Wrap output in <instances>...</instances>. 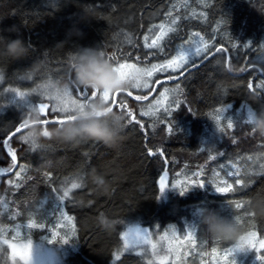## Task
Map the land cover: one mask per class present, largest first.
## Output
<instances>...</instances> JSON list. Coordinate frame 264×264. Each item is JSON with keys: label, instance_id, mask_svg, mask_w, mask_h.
<instances>
[{"label": "trees", "instance_id": "16d2710c", "mask_svg": "<svg viewBox=\"0 0 264 264\" xmlns=\"http://www.w3.org/2000/svg\"><path fill=\"white\" fill-rule=\"evenodd\" d=\"M261 13L264 0H0V36L19 38L29 49L21 60L0 57V174L14 167L10 149L17 157L16 169L0 176V230L20 228L23 233L17 241L25 240L29 231L33 242L48 245L41 237L54 231L62 209L72 217V223L57 230L58 241L49 245L60 257L58 264H111L112 260L113 264H153L131 253L115 258L112 252L122 251L119 233L134 225L157 234L173 230L185 234L194 218L195 203L202 200L203 210L233 220L241 217L239 236L233 241L213 239L198 219V253L185 258L186 247L173 264H205L215 246L250 249L236 254V264H264V250L252 249L256 241L264 239V219H254L248 210L255 197L264 195V138L252 133L244 113H236L243 104L257 112L264 109V93L258 85L264 80ZM85 16L87 20L80 19ZM174 19L177 30L162 42L165 51L152 49L155 38L148 35L151 23L163 20L170 24ZM73 28L82 35L67 39L66 34ZM192 32L212 43L211 50L198 59V67L190 72L185 71L186 67L173 77L184 73L173 83L164 82L173 78H155L139 100L127 88L114 94L115 100L127 103L125 108L113 107L124 117L118 146L48 141L40 144L47 146L41 152L21 140L25 128L15 132L20 124L27 125L24 118L29 104L49 105L42 120L63 118L52 112V101L41 95L40 89L68 75L69 62L79 49H96L113 66L161 63L170 59L174 47ZM147 35L149 40L144 38ZM34 64L40 66L39 71L31 67ZM166 86L174 92L170 104L156 113L149 112L148 106ZM72 89L73 95L82 100L76 88ZM36 91L38 97L29 98ZM17 92L28 97L16 98ZM253 98L256 103L251 102ZM136 104H142V108ZM226 106H230L225 113L233 127H228L227 120L212 125L218 109ZM129 110L132 116L127 115ZM159 151L168 162L170 179L182 171L196 179L199 170L207 177L214 167L238 159H251L247 165L254 170L238 175L235 190L226 196L214 197L198 186L184 195L170 188L161 195L164 162ZM44 161H52L53 166H45ZM92 169L105 177L107 194L92 182ZM80 177L83 186L73 189L72 183L80 182ZM68 190L69 196L64 197ZM224 199L228 202L221 201ZM234 200H240L243 206L231 210ZM100 217L107 218L112 228L102 229ZM11 230L6 238L13 233ZM247 237H252L253 243L246 244ZM200 253L205 256L200 257ZM222 254L217 255H221L219 259ZM9 264L21 263L11 260Z\"/></svg>", "mask_w": 264, "mask_h": 264}, {"label": "rangeland", "instance_id": "374dc122", "mask_svg": "<svg viewBox=\"0 0 264 264\" xmlns=\"http://www.w3.org/2000/svg\"><path fill=\"white\" fill-rule=\"evenodd\" d=\"M152 19H155V16H152ZM175 20V19H174ZM177 22V21H176ZM176 24L173 23H164L163 20H159L157 22L151 23L148 35H153V37L156 39L158 35H160L163 26V31L167 33L164 36L165 41L171 34H173L177 28ZM169 29H173V31H169ZM148 35L145 36L147 40H149ZM163 41H160L159 43L162 44ZM201 47L207 49V51L202 52L201 56L198 58L200 59L203 57L209 50L212 48V43L209 42L208 40H205L203 37H201L200 34L192 32L185 41L182 43L177 44L174 47L172 56L170 59L161 62V63H152L150 62L149 64H138V63H133L136 64L138 67L142 68H147V69H152V65H157L155 69H152V75L151 76H144L141 83L143 84L144 82L148 83V87H127L129 92L135 96H143L149 89V87L152 85L153 81L155 78L159 77H165L167 79L173 78L175 75H177L179 72H181L183 68H176V70H173L176 65L180 64L181 61L178 59L180 52L182 50H187L189 48L194 49L195 47ZM152 49L156 50H161L160 47L158 46H152ZM173 60L174 64L169 67L168 66V61ZM131 63V62H130ZM127 64V63H125ZM118 65H115V67H118ZM122 72L127 74L129 70L127 68L122 69ZM264 79V78H262ZM259 88L263 90L264 93V80L258 83ZM170 86L163 87V91H161L158 96L150 103L148 106L149 112L156 113L158 110H161L163 108H166L170 104V100L172 95H174L173 91H170L171 89L169 88ZM42 92H44V88L40 89ZM38 90V91H40ZM38 91L34 92L33 94L31 93L29 98L31 96L38 97ZM163 93V95H162ZM113 96V94H110V98ZM71 99H76L78 102H82L81 99L76 97L75 95H72ZM52 101V106L55 103L53 100ZM136 107L139 109L142 108V104H136ZM247 108H250L248 105L243 104L241 105L240 108L236 109V113H244L246 117L247 113ZM52 109V107H51ZM48 109H46V112ZM226 112V111H225ZM56 116H64L66 114L56 112ZM224 117V118H223ZM226 119H229V117L226 116V113H222L220 111L217 112L215 115L214 119H212V125H220L223 121H226ZM218 127V126H217ZM218 129V128H217ZM211 136H208L207 141H210ZM250 162L251 159H247V162ZM227 162V163H226ZM224 164H221L219 167H214L210 174L206 177V174H202V170L196 171V179H191V174H185V171L177 173V177L174 179H170V176L168 174V168L166 170V174L163 178V183L165 186V191L166 189H179L181 191H189L192 189H195L197 186L202 189L203 191L208 192L210 195H213L214 197H221V196H226L228 193L232 192L235 190V186L238 184L240 181L238 178L240 174L242 173H251L254 169L248 167L247 162L238 159L237 161H226ZM164 169L162 170L163 173ZM162 175V174H161ZM239 175V176H238ZM195 177V176H194ZM201 184H203V187H201ZM228 184H232L233 188L230 192L224 193V194H219L216 192L217 187H226ZM161 187V183H160ZM70 193V191L68 190ZM217 201V200H213ZM221 201H226L228 202L227 199L221 200ZM199 203V204H198ZM203 201L198 200L196 201V209L193 212L194 218L192 219L191 226H194L197 229V221H198V215L200 210H203L200 208V205H202ZM237 203H242L240 200H234L233 205L230 206L231 210L234 209H240L236 207ZM58 207L57 205H55ZM62 206V205H61ZM228 207V206H227ZM60 217L58 220L59 222H56L54 224V231L51 232L48 236H42L41 239H44L48 245H44L39 242H33L31 235L29 234V231L24 235V239L21 242L17 241L18 238H20L23 233V231L20 228H15V229H9V227L1 229L0 230V264H9L11 260L13 261H19L21 264H58L60 262V257L57 255V253L49 246L52 241H58L59 235L56 234L59 229L67 228L66 225L70 222L69 225L72 223V217L67 216L63 210H60L59 213ZM73 226V224H72ZM139 227L141 229V232L139 233L140 239H141V246L136 248V249H129L126 248V241L128 239V229L129 228H137ZM13 231L11 236L9 238H6L8 235L9 231ZM145 228H142L140 226H128L125 227L118 235L120 238L121 246H122V251L118 252L119 249H116V251H113L112 254L114 255L115 258H119L120 255H123L124 253H131L133 255L140 256L148 263H153V264H173L176 263L178 258H180L182 252L185 251L186 247V252H184V257L192 256L194 255V252H197V249L200 248V246H197L196 243V231L192 234H188V230L184 234V232L179 233L176 231H171L169 233L162 232L161 234H157L155 232H150L148 229L147 233L144 232ZM66 233V232H64ZM146 236V239H145ZM61 239V238H60ZM59 239V240H60ZM253 238L252 237H247V239H244V242L246 244L248 243H253ZM7 241V242H5ZM51 241V242H49ZM30 242V244H29ZM14 244L18 250H28L29 247L31 248V257L25 261L21 260L19 258V255L13 257L11 255V249L8 248V244ZM155 244V248L152 247V245ZM230 248H236V247H220V246H215L212 248L211 253L209 258L205 260V264H232V260L234 259L235 262L237 260L238 255H234L233 253L230 252ZM215 249V251H213ZM252 249H259V250H264V239L261 241H256V243L253 245ZM219 252L223 253L221 259V255L217 256ZM225 253V254H224ZM205 256L204 253H200V257ZM218 258V259H217ZM113 264V260L111 262Z\"/></svg>", "mask_w": 264, "mask_h": 264}, {"label": "clouds", "instance_id": "9594fccd", "mask_svg": "<svg viewBox=\"0 0 264 264\" xmlns=\"http://www.w3.org/2000/svg\"><path fill=\"white\" fill-rule=\"evenodd\" d=\"M264 15V13H261ZM87 20V17H81ZM8 29L7 31H14ZM82 33L78 29H70L66 34L67 39L80 37ZM62 44L64 42H61ZM28 47L17 38L9 40L0 36V57H7L12 60H21L28 55ZM39 71L40 66H31ZM135 76L126 80H121L113 65L109 63L101 54L93 48H81L72 56L68 75L51 80L44 85V94L49 99L57 98L66 88H87L97 93H116L125 90L135 83ZM256 103L255 99L251 100ZM27 123L26 136L31 142L36 144L48 141L75 145L81 142L92 141L103 144L106 147L114 148L118 146L122 139L124 117L122 114L110 110L102 99L97 96L83 109L71 114L63 124L55 128L44 127L41 123L38 109H30L25 113ZM254 135L264 138V109L257 112L252 109V117L248 121ZM211 148V146H208ZM44 165L52 167V161H44ZM92 182L97 186L102 194H107L108 184L105 177L95 169L90 172ZM249 212L254 219H264V195L255 197L249 205ZM199 222L204 226L209 236L216 240L233 241L239 236L240 229L234 220L221 217L210 210H200ZM100 227L104 230L112 228V223L105 217L99 218Z\"/></svg>", "mask_w": 264, "mask_h": 264}, {"label": "snow or ice", "instance_id": "6c2138e0", "mask_svg": "<svg viewBox=\"0 0 264 264\" xmlns=\"http://www.w3.org/2000/svg\"><path fill=\"white\" fill-rule=\"evenodd\" d=\"M173 24L176 23L175 20L172 21ZM162 31L160 33V35H158L156 37V39L153 40L152 45L150 46H158L160 47L161 51H165V48L162 44H160V41L164 40V36L167 34L163 31V26H161ZM169 31H173V29H169ZM207 51L206 47L205 48H201L199 46L195 47L194 49H187V50H182L180 52V55L178 57V59L181 61L180 64L176 65V67L173 70H176V68H183L185 67V65H187V68L185 69L186 72H190V70L194 67H198L199 66V62H198V58L201 56L202 52ZM217 51H221L220 48H217ZM102 57H104V54L101 52L100 53ZM108 61V60H107ZM109 62V61H108ZM219 63V61H218ZM174 64L173 60L168 61V66L171 67ZM157 67V65H152V69H155ZM127 68L129 70V72L127 74H125L124 72H122V69ZM152 69H147V68H142V67H138L136 64L133 63H120L118 67L113 66V71L116 72L117 76L121 79V80H126L129 79L132 76H135V83L132 85V87H136V88H140V87H148V83L144 82L143 84L141 83L142 79L144 76H151L152 75ZM182 75L184 73H181ZM251 87V85H250ZM44 88V86H43ZM76 92L79 94L80 97H82V102H78L76 99H71L72 95H73V89L72 88H66L57 98L55 99H50L55 101V103L52 106V112H60V113H64L66 115L63 116V118H57L56 122L58 124H63L65 121H67L68 119H71V114L77 110L83 109L84 106L89 103L90 101H92L93 99L97 98V96H99L100 99L103 100V102L109 106L110 110H113V106L114 105H119L122 108L127 107V103L126 101H124L123 99L120 100H115L114 99V94H118L119 92L116 93H111L113 94V99L112 102L110 104V94H106V93H97L96 91L91 90V92L89 93V89L87 88H76ZM41 95H44V92L41 93ZM163 95V93H162ZM25 97H28V95L26 93L23 92H17L16 93V98H19L21 100H23ZM142 97L137 96L136 99H141ZM230 107V106H226L225 108L222 109H218V111L225 113L226 108ZM49 108V105L43 102H40L39 104H36L35 106L32 105H28L27 106V110L30 109H38L40 112V117L43 116L46 113V109ZM127 115L132 116V112L131 110L128 111ZM252 117V109L251 108H247V113H246V119H244L245 123H248V121L251 119ZM224 118V117H223ZM228 127L232 128L234 123L231 120H228ZM41 123L43 125H47L49 123V120L41 119ZM25 128V125L22 123L20 124L19 127H16L15 132H20L21 129ZM14 134V133H13ZM21 140H23L24 142L28 143L31 147V149L33 150H39L41 152L47 150V146L46 145H40V144H36L34 142H31L29 140V138L25 135H23L21 137ZM5 144H7V141H5ZM96 146L98 147L99 145L96 144ZM204 149H201V151H203ZM10 153L12 154V159H13V163H16L17 157L15 155L14 152H12V150L10 149ZM152 154V153H149ZM49 175H51V173H49ZM83 186V177H80V182H74L72 183L71 187L73 189L76 188H80ZM201 187H203V184H201ZM233 186L232 184H228L226 187H217L216 188V192L219 194H224V193H228L232 190ZM160 191H161V195H163V193L165 192V186L163 183V177L161 178V187H160ZM187 190L185 191H181L179 194L180 195H184L186 193ZM64 197H68L69 196V192L68 191H64L63 193ZM260 196V195H258ZM43 206V203H42ZM243 204L242 203H237L236 207L240 208L242 207ZM46 214V213H45ZM241 221V217L237 216L235 217L234 222L238 225L240 224ZM147 229L144 230L145 233H147ZM196 231V228L194 226H189L188 227V234L192 235L194 232ZM141 232V229L139 227L137 228H129L128 229V239L126 241V248L129 249H136L138 247L141 246V239L139 236V233ZM254 235V233H253ZM146 239V236H145ZM7 242V241H5ZM51 242V241H49ZM30 244V242H29ZM153 248H155V244L152 245ZM8 248L11 249V255L13 257L19 255V258L21 260H25L27 261L32 253H31V248L29 247L28 250H18L16 248V246L14 244H8ZM249 251L250 249H244L241 248L239 246H237L234 249H230L229 251L233 253V257L236 253H241L244 251ZM213 251H215V249H213ZM257 252H259V249H257ZM260 256L257 255L256 256V260H259ZM232 264H236L235 260H232Z\"/></svg>", "mask_w": 264, "mask_h": 264}, {"label": "water", "instance_id": "95a60500", "mask_svg": "<svg viewBox=\"0 0 264 264\" xmlns=\"http://www.w3.org/2000/svg\"><path fill=\"white\" fill-rule=\"evenodd\" d=\"M209 58V57H208ZM181 76L182 75H180L179 77H176V78H174V79H172V80H164V82H170V83H173V82H175L176 80H178V79H180L181 78ZM154 90H155V88L153 89V91H152V93L147 97V99H149L150 97H151V95L154 93ZM114 99H115V95H114ZM114 107V106H113ZM49 123H56V124H58L56 121H54V122H49ZM27 127V125L25 126V128ZM24 129V128H23ZM159 154L161 155V157H162V160H163V162H164V171H163V173H162V175H161V178L163 177L164 178V176H165V174H166V170H167V168H168V162H167V160L165 159V157H164V155H162L161 154V151H159ZM16 169V163L14 164V167H13V169H11L9 172H7V173H2V174H0V176H8V175H10L14 170Z\"/></svg>", "mask_w": 264, "mask_h": 264}, {"label": "bare ground", "instance_id": "6f19581e", "mask_svg": "<svg viewBox=\"0 0 264 264\" xmlns=\"http://www.w3.org/2000/svg\"><path fill=\"white\" fill-rule=\"evenodd\" d=\"M183 10V9H182ZM247 55V54H246ZM245 61H246V59H245ZM135 63V62H134ZM252 67V66H251ZM66 75V74H65ZM161 79V78H160ZM174 79V78H173ZM172 80V79H171ZM158 85V84H157ZM33 94V93H32ZM34 95V94H33ZM36 96V95H35ZM14 97V96H13ZM55 102V101H54ZM183 104V103H182ZM181 111V110H180ZM187 112H190V111H187ZM172 115V114H171ZM174 119V118H173ZM158 121V120H157ZM160 121V120H159ZM243 128H244V126H243ZM245 129V128H244ZM243 131V130H242ZM196 149H198V148H196ZM199 150V149H198ZM198 152V151H197ZM202 153V152H201ZM177 170V169H176ZM172 171H173V169H172ZM179 171V170H178ZM173 173V172H172ZM171 173V174H172ZM20 174V173H19ZM14 175V174H13ZM171 177V176H170ZM17 178V177H16ZM160 180V179H159ZM160 184V183H159ZM59 185V184H58ZM57 190V189H56ZM195 195H196V193H195ZM159 197V196H158ZM199 204V203H198ZM238 210V209H237ZM236 212V211H235ZM240 213H241V211H240ZM48 214V213H47ZM48 217V216H47ZM188 217V216H187ZM45 219V218H44ZM119 223V222H118ZM117 223V224H118ZM54 224V223H53ZM120 225V224H119ZM240 227V226H239ZM259 227V226H258ZM260 228V227H259ZM205 229V228H204ZM42 234V233H41ZM204 234V233H203ZM207 236H209V235H207ZM39 240V239H38ZM208 245V244H207ZM215 245V244H214ZM210 246V245H209ZM203 248V247H202ZM198 253V252H197Z\"/></svg>", "mask_w": 264, "mask_h": 264}]
</instances>
